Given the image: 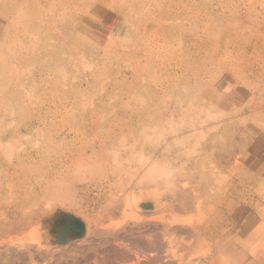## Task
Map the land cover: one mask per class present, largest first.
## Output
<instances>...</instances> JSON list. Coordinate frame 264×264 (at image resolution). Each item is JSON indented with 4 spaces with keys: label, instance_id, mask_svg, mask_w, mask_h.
<instances>
[{
    "label": "rangeland",
    "instance_id": "374dc122",
    "mask_svg": "<svg viewBox=\"0 0 264 264\" xmlns=\"http://www.w3.org/2000/svg\"><path fill=\"white\" fill-rule=\"evenodd\" d=\"M262 159L264 0H0V251L10 264H47L46 251L66 246L86 258L53 264L75 254L77 264H130L131 236L157 223L172 229L154 237L170 245L159 262L231 263L232 248L248 262L257 242L231 232L234 220L264 221ZM24 245L38 262L17 259Z\"/></svg>",
    "mask_w": 264,
    "mask_h": 264
},
{
    "label": "bare ground",
    "instance_id": "6f19581e",
    "mask_svg": "<svg viewBox=\"0 0 264 264\" xmlns=\"http://www.w3.org/2000/svg\"><path fill=\"white\" fill-rule=\"evenodd\" d=\"M241 124L243 123V122H240ZM239 123V124H240ZM243 125V124H242ZM188 136V135H187ZM183 138V137H182ZM230 153V152H229ZM228 155V154H227ZM231 155V154H230ZM206 158V157H205ZM222 158H223V156H222ZM224 158H225V156H224ZM233 158V157H232ZM230 159V158H229ZM228 159V157H227V160H229ZM219 160H222V159H219ZM224 160V159H223ZM226 160V159H225ZM227 162V161H226ZM226 162H224L223 161V164L224 163H226ZM234 162V161H233ZM263 162V163H262ZM262 162H260V160H257V166L259 167V168H264V159H262ZM211 163V162H210ZM217 163H219L218 161H217ZM222 163V162H221ZM230 164V163H229ZM156 165V164H155ZM212 165V164H211ZM217 165V164H216ZM158 166V165H157ZM215 166V165H214ZM219 166H221L220 164L217 166V168L219 167ZM154 167V169H156L157 167H155V166H153ZM161 167V166H160ZM202 167V166H201ZM213 167V166H212ZM216 167V166H215ZM215 167H213V171L211 172L210 171V176H218V175H216V174H218L219 173V171H216V170H214L215 169ZM226 166H224V168H225ZM219 168H223V165L221 166V167H219ZM223 168V169H224ZM153 169V170H154ZM199 169H201V168H199ZM209 169H210V167H209ZM226 169V168H225ZM158 170V169H157ZM156 170V171H157ZM202 170V169H201ZM230 170H231V168H230ZM264 170V169H263ZM151 171H152V169H151ZM204 171V170H203ZM154 172V171H153ZM164 171H162V174H161V172H159L160 174H158L157 172V175H159L158 177H161L160 175H166V173L164 174L163 173ZM206 172V171H205ZM208 172V171H207ZM221 172V171H220ZM212 173V174H211ZM206 174V173H205ZM201 175H203L202 173H201ZM240 175V174H239ZM193 176V175H192ZM191 176V177H192ZM208 176V175H207ZM157 177V176H156ZM191 177H189V178H191ZM200 177V176H199ZM198 177V178H199ZM209 178V177H208ZM212 178V177H211ZM216 178V177H215ZM165 180V179H164ZM198 180V179H197ZM214 180V179H213ZM166 181V180H165ZM201 181V180H200ZM204 181V180H203ZM167 182V181H166ZM196 182V181H195ZM201 183V182H200ZM199 184V183H198ZM211 184V183H210ZM213 184V183H212ZM203 185V184H202ZM202 185H200V186H202ZM204 185H206L205 183H204ZM208 185V184H207ZM95 186V185H94ZM93 186V187H94ZM183 186H184V184H183ZM92 187V188H93ZM165 187V186H164ZM203 187V186H202ZM209 187V186H208ZM193 188V187H192ZM205 188L208 190V188L205 186ZM88 189V188H87ZM195 189V188H194ZM196 189H197V187H196ZM198 189H200V188H198ZM89 190V189H88ZM184 190H185V188H184ZM202 190V192H203V188L201 189ZM200 190V191H201ZM207 190H205V191H207ZM181 191V190H180ZM187 192L186 193H189L188 192V190H186ZM195 191H197V190H195ZM194 191V192H195ZM191 193V192H190ZM189 193V194H190ZM207 193H208V191H207ZM187 195V194H184V195H187V197L188 196H190V195ZM178 195V194H177ZM183 195V196H184ZM197 195V194H196ZM200 195H201V193H200ZM203 195V194H202ZM179 196V195H178ZM182 196V195H181ZM182 196V197H183ZM192 196V195H191ZM199 198V197H198ZM180 199H181V197H180ZM183 199V198H182ZM181 199V200H182ZM189 199H191V197L189 198ZM195 199V198H194ZM184 200V201H183ZM182 200V202H184L185 203V196H184V199ZM181 202V203H182ZM192 203H194L193 201H191ZM186 203H187V201H186ZM196 203V202H195ZM261 203V202H260ZM144 205V207H145V209H154L155 208V205H153V204H146V203H143ZM188 204V203H187ZM183 205V204H182ZM186 205V204H185ZM190 204H188V206H189ZM120 206V205H119ZM181 206V205H180ZM179 206V207H180ZM187 206V205H186ZM187 206V207H188ZM117 208V207H116ZM183 209H184V206L182 207ZM186 208V207H185ZM191 208V207H190ZM180 209V208H179ZM187 209V208H186ZM188 210V209H187ZM113 211H116L115 209L113 210ZM250 212V211H249ZM264 212V211H263ZM251 213V212H250ZM250 216V215H249ZM261 216V215H260ZM156 218V217H155ZM2 219V218H1ZM76 219H78V218H76ZM163 219H165V218H163V217H158V218H156V220H158V221H162ZM250 218H246V219H243L242 220V222H238L237 220H234L233 221V225H232V231H233V229H235V231H237V234L236 235H233V236H235L234 238H238V236H241V235H245L246 237H244V238H242V239H240V240H242V242H244L245 244L247 243V244H249L250 242H251V239L253 240V241H255V243L257 242V244L255 245V246H252V245H248L249 247L248 248H246V246H243V248H246V250L248 251V253H250V258H249V261L248 262H245V264H256V262H255V260L257 259L256 257H258V258H260L261 257V255L262 256H264V235L262 234V233H264V221L263 220H260L259 219V217L258 218H254V219H252V220H249ZM4 220V219H3ZM166 220H168V219H166ZM1 221V220H0ZM80 221V220H79ZM97 221V220H96ZM170 222H171V220H169ZM2 222V221H1ZM9 222V221H8ZM7 222V223H8ZM81 222V221H80ZM93 222V221H92ZM26 223V222H25ZM89 223V222H88ZM88 223H86L85 225H84V223H81L82 224V229L81 230H85V232H86V234H88L89 235V233H88V231L89 230H91L90 228H89V226H88ZM155 223V222H154ZM157 223V222H156ZM2 224H3V222H2ZM18 224V223H17ZM94 224V223H93ZM93 224H91V225H93ZM6 225H9V224H6ZM5 225V226H6ZM19 225V224H18ZM90 225V224H89ZM150 225V224H149ZM11 226V225H10ZM23 226V225H22ZM69 226H70V224L68 225V227H67V230L66 231H63L62 233H60V235L59 236H57V240L59 241V243L61 244V247H62V243H65V241H66V237H67V235H68V233H69ZM153 226V228H152V230L153 229H155L154 227H156V231L154 232V233H150L151 231H149V230H151V229H149V228H147L146 229V231H147V233L146 234H144L143 233V235H142V233H141V235L139 234H136V236L135 235H132V233H131V240H132V242L133 243H135V245L133 246V249H132V252L133 253H131V256H132V261H131V263L132 264H139L140 262H142L141 260L143 259V262H144V260H146L147 262H149L148 260H151L152 258V260L153 261H157L156 263H154V264H168V262L167 263H165V262H163L164 260V257L163 256H165L164 255V251L166 252V250H165V248L167 247L168 248V246H170L169 244H167V246H165L166 244H164V243H167V241L168 240H166V242H162L163 241V239H162V241L161 240H159V239H161V235H163L162 237H164V235H168V234H170V236L172 235L171 234V231H169L170 229H169V225H168V223H166V224H164V223H162V225L160 226V225H158V223L157 224H153L152 225ZM179 226V225H178ZM6 227H8V226H6ZM16 227V226H15ZM71 227V226H70ZM74 227H76L75 225H74ZM177 227V226H176ZM181 227V226H180ZM180 227H178L179 228V232H181L182 230L180 229ZM183 227V226H182ZM9 228V227H8ZM7 228V229H8ZM86 228V229H85ZM138 229H139V227H137ZM187 228V227H186ZM10 229H13L12 227H10ZM21 229V228H20ZM64 229H66V228H64ZM78 229V228H77ZM136 229V228H135ZM169 229V230H168ZM174 229H176V228H174ZM9 230V229H8ZM92 230H93V228H92ZM105 231H106V229H104ZM127 230H129L128 228H127ZM167 230L169 231L168 233H167ZM172 230V229H171ZM191 230V229H190ZM13 231H14V229H13ZM12 231V232H13ZM16 231V230H15ZM14 231V232H15ZM105 231H103V232H105ZM136 231L138 232V230L136 229ZM135 231V232H136ZM144 230H142V232H143ZM184 231V230H183ZM189 231V230H188ZM192 231V230H191ZM11 232V231H10ZM9 232V233H10ZM11 232V233H12ZM14 232H13V234H14ZM89 232H92V231H89ZM99 232H102V230L101 231H99ZM135 232H134V234H135ZM173 232V231H172ZM185 232V231H184ZM193 232V231H192ZM199 232H200V230H199ZM8 233V234H9ZM92 233H94V235H95V232H92ZM174 233V232H173ZM198 233V231L196 232V234ZM233 232H231V234H232ZM86 234H84V235H86ZM91 234V233H90ZM98 233H97V229H96V235H97ZM161 234V235H160ZM186 234V233H185ZM201 234V233H200ZM234 234V233H233ZM10 235V234H9ZM83 235V236H84ZM88 235H86V236H88ZM94 235H92L93 237H95ZM98 235H100V234H98ZM97 235V236H98ZM101 235H104L103 233H101ZM99 236V237H101V240H104V238L106 237V239L107 240H109V241H112L113 243H114V241H118V239L120 238L119 237V232H116V231H113V230H111V229H109V231H108V229H107V231L105 232V237L102 239V236ZM127 235V234H126ZM158 235H160V238L158 239H155L154 237H158ZM175 235H176V233H175ZM180 235V234H179ZM191 235V234H190ZM193 235V234H192ZM191 235V236H192ZM247 235L250 237V238H248L247 237ZM2 236L4 237V235L2 234ZM6 236H8V235H6ZM85 236V238H87ZM169 235L167 236V237H170ZM188 236V235H187ZM186 236V237H187ZM231 236V235H230ZM91 237V236H90ZM151 237L152 238H154L155 240H152L151 239ZM167 237L165 238V239H167ZM186 237H184V238H186ZM1 238V237H0ZM85 238H83L82 237V239H85ZM92 238V237H91ZM141 238V239H140ZM90 238H88V240H89ZM105 239V240H106ZM122 239V238H121ZM179 239V238H178ZM188 239V238H187ZM190 239V238H189ZM3 240H5V239H3ZM14 240V239H13ZM16 240V239H15ZM96 240V239H95ZM99 239H97V241H98ZM106 240V241H107ZM130 240V241H131ZM141 240V241H140ZM93 241V238H92V240H91V242ZM180 241V240H179ZM179 241H177V242H179ZM67 242V241H66ZM99 242V241H98ZM98 242H96L95 243V245H93V246H95L96 247V244H99ZM104 242V241H103ZM172 242V241H171ZM0 243H2V242H0ZM13 243V242H12ZM22 243H24V242H22ZM22 243H20V244H22ZM37 243V242H36ZM85 243H86V241H85ZM94 243V242H93ZM101 243H102V241H101ZM107 243H108V241H107ZM107 243H105L106 245H107ZM254 243V242H253ZM7 244V243H6ZM5 244V245H6ZM9 244V243H8ZM66 244V243H65ZM71 244H73V243H71ZM86 244H88V243H86ZM103 244V243H102ZM111 244V243H110ZM10 245H11V243H10ZM76 245V244H75ZM9 246V245H8ZM19 246V245H18ZM25 247L24 248H26L27 250H24L23 248H21V250L20 251H16L17 253H16V256H17V259H20V260H22V259H26V258H28L29 260H31V261H36L37 260V262H38V255L36 256V257H38L37 259H35L34 258V253L36 252H38V251H33V250H35L34 248H32L33 246H28V245H24ZM97 246H100V244L99 245H97ZM14 247V246H13ZM23 247V246H22ZM42 246H40V248H41ZM55 247V246H54ZM61 247H60V249H61ZM90 247V246H89ZM88 247V248H89ZM94 247V248H95ZM101 247V246H100ZM140 247H142V249H140ZM239 247V246H238ZM19 248V247H18ZM53 248V247H52ZM70 248V247H69ZM69 248H67V246H66V249L68 250ZM91 248H93V247H91ZM91 248L89 249V251H92L91 250ZM98 249H99V247H97ZM97 248H95V249H97ZM170 248V247H169ZM168 248V249H169ZM13 249V248H12ZM15 249V248H14ZM17 249V248H16ZM51 249V248H50ZM50 249H48V250H50ZM54 249V248H53ZM53 249H51V251L53 250ZM56 249H58L57 247H56ZM62 249H64V248H62ZM66 249H64L65 250V254H67L68 253V255L70 256V258L67 256V259H70L71 260V257L73 256L72 254H74V252H76L75 251V249L73 248V250H70V252H66ZM98 249H97V251L96 252H98ZM198 249V248H197ZM11 250V249H10ZM19 250V249H18ZM24 250V251H23ZM59 250V249H58ZM58 250H56L55 251V249L52 251V253H51V251H46V252H48L49 254L48 255H45L44 256V258L46 259V260H44V259H41V261L40 262H42V261H47V260H49L50 261V263H52L53 261L55 262V263H58V262H56L57 261V259H59V258H57V254H60L59 252H60V250H59V252H58ZM94 250V249H93ZM162 250H163V252H162ZM41 251V250H40ZM39 251V252H40ZM63 251V250H62ZM62 251H61V254H63V256L65 255L64 254V251H63V253H62ZM72 251H73V253H72ZM85 251H87V249L85 250ZM170 251V250H169ZM204 251V250H203ZM43 252V251H42ZM41 252V253H42ZM58 252V253H57ZM44 253V252H43ZM71 255H70V254ZM76 253H81V252H76ZM90 253V252H89ZM93 253V252H92ZM94 253H95V251H94ZM160 253H162L163 254V256H161V257H163V261L160 263L159 262V260H160V258L158 257L159 256V254ZM168 253V256H166L167 258L169 257V253L170 252H167ZM172 253V252H171ZM171 253H170V255H171ZM200 253V252H199ZM228 253V252H227ZM231 253V254H230ZM239 253L241 254V252H238V250H234L233 248H232V251L231 252H229L228 253V256L231 258V263H229L228 261H227V259H224V260H226V261H224L222 258H220L219 256L218 257H216L215 258V261H213L212 260V263H207V260H205L206 262H204V263H206V264H216V263H218V264H241L240 263V261H239ZM10 254H11V252H9V249H7L6 251H0V264H10L11 262H9V259L11 258L12 259V257L10 256ZM14 254V256H15V253H13ZM38 254H40V253H38ZM47 254V253H46ZM60 254V255H61ZM85 254V253H84ZM87 254V253H86ZM12 255V254H11ZM43 255L44 254H42V257H43ZM75 255H77V254H75ZM74 255V258H72V259H74V260H76V262H79V261H77V260H79V259H75L76 258V256ZM81 255V258H82V254H80ZM79 255V256H80ZM89 255H91V254H89ZM88 255V256H89ZM161 255V254H160ZM197 255V254H196ZM200 255H202V254H200ZM221 255H223V254H221ZM13 256V255H12ZM62 256V257H63ZM78 255H77V258L79 257ZM86 256V255H85ZM85 256H83V257H85ZM87 256V257H88ZM91 257V260H92V256H90ZM198 257V256H197ZM14 259L16 258V257H13ZM86 258V257H85ZM155 258V259H154ZM157 258V259H156ZM158 258H159V260H158ZM171 258V260L173 261V259H172V257H170ZM170 258H168V259H170ZM179 258V257H178ZM186 258V257H185ZM201 258V257H200ZM225 258V257H224ZM27 259V260H28ZM61 260H66L67 261V259L66 258H64V259H62V258H60ZM59 259V260H60ZM90 259V258H89ZM197 259H199V258H197ZM60 260V261H61ZM74 260H72V262H69L68 261V264L70 263V264H77L76 262H74ZM87 260V259H86ZM85 260V261H86ZM97 260V259H96ZM105 260V259H104ZM102 261L101 263L103 264L105 261ZM107 260V259H106ZM11 261H13V260H11ZM25 261V260H24ZM49 261H47V264H49L48 262ZM89 261V260H88ZM109 261L111 262V260H108L107 262L108 263H106L105 262V264H118L117 262H116V260H115V258L112 260V261H114V262H111V263H109ZM135 261V262H134ZM145 261V262H146ZM166 261H168V260H166ZM198 261V260H197ZM14 262V264H15V260L13 261ZM17 262V261H16ZM23 262V261H22ZM21 262V263H22ZM65 262V261H64ZM174 262V261H173ZM188 262H189V260H188ZM23 263H25V264H27V261L26 262H23ZM22 263V264H23ZM29 263V262H28ZM46 263V262H45ZM89 263V262H88ZM87 263V264H88ZM130 263V264H131ZM152 262L150 261V264H151ZM171 263V261L169 260V264ZM191 263H193V262H191ZM17 264H20L19 262H17ZM53 264V263H52ZM60 264V263H59ZM64 264V263H63ZM79 264V263H78ZM147 264V263H146ZM149 264V263H148ZM174 264V263H173ZM188 264H190V263H188ZM195 264H198L196 261H195Z\"/></svg>",
    "mask_w": 264,
    "mask_h": 264
},
{
    "label": "water",
    "instance_id": "95a60500",
    "mask_svg": "<svg viewBox=\"0 0 264 264\" xmlns=\"http://www.w3.org/2000/svg\"><path fill=\"white\" fill-rule=\"evenodd\" d=\"M72 218H73V223H74V225H75L77 228L82 229V224H81V222L79 221V219H76V218H74V217H72ZM67 227H68V226L65 227L66 229H64V231L67 230Z\"/></svg>",
    "mask_w": 264,
    "mask_h": 264
},
{
    "label": "crops",
    "instance_id": "0c3cea01",
    "mask_svg": "<svg viewBox=\"0 0 264 264\" xmlns=\"http://www.w3.org/2000/svg\"><path fill=\"white\" fill-rule=\"evenodd\" d=\"M232 232H234V235L237 234V231H235V229H233ZM231 251H232V249H230V250L228 249V253L231 252ZM239 261H240L241 264H245L243 254H240V253H239Z\"/></svg>",
    "mask_w": 264,
    "mask_h": 264
}]
</instances>
